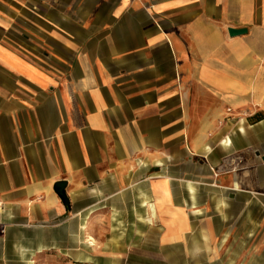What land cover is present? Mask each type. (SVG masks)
<instances>
[{"label":"crops","instance_id":"1","mask_svg":"<svg viewBox=\"0 0 264 264\" xmlns=\"http://www.w3.org/2000/svg\"><path fill=\"white\" fill-rule=\"evenodd\" d=\"M151 205L264 223V0H0V264Z\"/></svg>","mask_w":264,"mask_h":264},{"label":"rangeland","instance_id":"2","mask_svg":"<svg viewBox=\"0 0 264 264\" xmlns=\"http://www.w3.org/2000/svg\"><path fill=\"white\" fill-rule=\"evenodd\" d=\"M137 214V223H100L93 235L100 251L89 259L66 261L60 252L32 245L7 264H264V223H180L169 228L159 218L148 226L142 220L146 213ZM81 237L78 233L75 241Z\"/></svg>","mask_w":264,"mask_h":264},{"label":"bare ground","instance_id":"3","mask_svg":"<svg viewBox=\"0 0 264 264\" xmlns=\"http://www.w3.org/2000/svg\"><path fill=\"white\" fill-rule=\"evenodd\" d=\"M189 191H190V193H191V195H192V197L194 199L195 189H194L192 184H189ZM150 210L152 212V217L149 218L148 222L151 225V224H154L153 221L156 219V212L157 211H156V208H155L154 205L150 206ZM86 238H87V244L90 245V247H92V248H97L98 247V243H97L96 239L93 236L87 234ZM205 239L207 240V237H205Z\"/></svg>","mask_w":264,"mask_h":264},{"label":"water","instance_id":"4","mask_svg":"<svg viewBox=\"0 0 264 264\" xmlns=\"http://www.w3.org/2000/svg\"><path fill=\"white\" fill-rule=\"evenodd\" d=\"M247 31L246 30H234V29H230L229 30V33H230V35L233 37V36H237V35H242V34H244V33H246ZM65 194V192H63V194L62 195H60V197H61V199L63 200V201H65V198L63 197V195Z\"/></svg>","mask_w":264,"mask_h":264},{"label":"trees","instance_id":"5","mask_svg":"<svg viewBox=\"0 0 264 264\" xmlns=\"http://www.w3.org/2000/svg\"><path fill=\"white\" fill-rule=\"evenodd\" d=\"M64 185H65L64 183H60V184H58V185L56 186V190H57L59 196L62 195L63 192H64ZM60 187H62V188H60ZM63 197L65 198V201H64V202L67 203V202H68V199H67V197H66V194H64Z\"/></svg>","mask_w":264,"mask_h":264},{"label":"built area","instance_id":"6","mask_svg":"<svg viewBox=\"0 0 264 264\" xmlns=\"http://www.w3.org/2000/svg\"><path fill=\"white\" fill-rule=\"evenodd\" d=\"M5 234V228H3L2 226H0V236Z\"/></svg>","mask_w":264,"mask_h":264}]
</instances>
